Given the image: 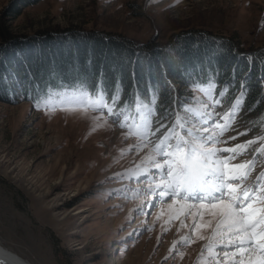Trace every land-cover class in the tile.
I'll list each match as a JSON object with an SVG mask.
<instances>
[{
  "label": "rangeland",
  "instance_id": "rangeland-1",
  "mask_svg": "<svg viewBox=\"0 0 264 264\" xmlns=\"http://www.w3.org/2000/svg\"><path fill=\"white\" fill-rule=\"evenodd\" d=\"M11 1L0 0V26L4 22L15 37L71 29L164 47L197 32L231 38L244 52L264 51V0H41L6 23ZM194 96L202 94L193 90ZM96 115L79 109L46 114L30 102H0V244L32 264H197L207 243L198 237L211 230L196 227L193 233V218L207 225L208 210L197 205L185 217L193 202L169 201L145 216L136 211L145 196L112 195L141 187L111 177L133 169L147 150L122 156L135 138L123 140L122 129L95 121ZM262 117L264 112L258 118L241 112L235 127L243 131ZM259 134L253 128L228 146ZM182 236L195 242L170 252Z\"/></svg>",
  "mask_w": 264,
  "mask_h": 264
},
{
  "label": "snow or ice",
  "instance_id": "snow-or-ice-1",
  "mask_svg": "<svg viewBox=\"0 0 264 264\" xmlns=\"http://www.w3.org/2000/svg\"><path fill=\"white\" fill-rule=\"evenodd\" d=\"M134 55L139 58L141 53ZM246 60L248 73L240 80L239 95L235 96L229 93L230 88L236 87L234 67L231 83L219 91L218 73L207 78L190 75V90L202 96L189 100L177 95L171 81H166L167 89L162 91L159 83L150 78L142 89L135 73L133 91L126 93L119 78L109 88L103 70L97 74L95 83H90L86 75L81 76L79 70L69 81L50 72L48 83L38 87L33 82L20 98L30 100L35 110L46 114L57 109L96 113L95 121L110 122L122 129L123 140L134 137L136 142L128 146L127 152L121 150V155L147 151L133 169L115 173L111 179L141 187H121L111 194L125 199L145 196L146 201L136 210L145 216H150L149 208L169 201L170 206L181 201L193 202L187 204L189 211L184 213L185 217L193 215L191 209L197 205L207 209L212 217L207 225H198L193 218V233L196 227L211 230L209 236L198 237L207 243L201 248L197 264H264V117L249 121L252 127L243 131L235 127L241 112L254 111L264 104V61H255L251 56ZM254 66L258 70L256 81L261 94L246 106ZM27 74L34 81L30 70ZM51 80L61 82L53 86ZM163 96H167L166 102ZM253 128H260L262 134L228 146L230 141L247 136ZM229 132L235 135H226ZM242 156L251 158L237 163ZM181 226L187 227L183 221ZM194 242L182 236L173 242L170 252ZM6 262L15 264L7 258L0 260V264Z\"/></svg>",
  "mask_w": 264,
  "mask_h": 264
},
{
  "label": "trees",
  "instance_id": "trees-1",
  "mask_svg": "<svg viewBox=\"0 0 264 264\" xmlns=\"http://www.w3.org/2000/svg\"><path fill=\"white\" fill-rule=\"evenodd\" d=\"M41 0H12L3 20L10 23L26 7ZM0 26V102L16 104L21 95L29 90L33 82L43 87L49 82V73L62 76L64 81L86 75L90 83H95L97 74L103 70L109 88L117 78L122 79L126 93L133 91L132 74L143 89L151 78L166 91V81H171L182 99L191 98L189 76L207 78L218 73V89L232 81L233 68L236 72V87L230 88L231 96L239 95L240 80L248 73L246 57L255 61H264V51L244 52L231 39L216 38L209 33H189L175 37L164 47L137 44L120 36L66 30L58 33H40L29 38L15 37L9 33L8 26ZM2 25V24H1ZM141 53L139 58L134 55ZM169 56L171 59L169 60ZM161 64L164 67H161ZM165 68L167 73L165 74ZM32 73L34 81L28 77ZM257 67L251 73L250 92L246 106L253 104L261 94L256 81ZM7 77V79H4ZM17 80L19 83H17ZM60 80H51L55 86ZM162 99L166 102L167 96ZM33 105V104H32ZM246 117H261L264 104L254 111H243Z\"/></svg>",
  "mask_w": 264,
  "mask_h": 264
},
{
  "label": "bare ground",
  "instance_id": "bare-ground-1",
  "mask_svg": "<svg viewBox=\"0 0 264 264\" xmlns=\"http://www.w3.org/2000/svg\"><path fill=\"white\" fill-rule=\"evenodd\" d=\"M1 251L9 252V254H11L10 256H13V257L16 256V257L18 258V261H19V262H17V261L15 260L16 264H32V263H30L28 260H25L24 258L20 257L19 255L15 254V253H13V252H11V251L6 250V249L0 244V254L2 253ZM3 253H4V252H3ZM4 254H5V253H4Z\"/></svg>",
  "mask_w": 264,
  "mask_h": 264
},
{
  "label": "water",
  "instance_id": "water-1",
  "mask_svg": "<svg viewBox=\"0 0 264 264\" xmlns=\"http://www.w3.org/2000/svg\"><path fill=\"white\" fill-rule=\"evenodd\" d=\"M1 252H2V253L0 254V260H5V259L7 258V259H9V260H13V261L16 260L17 262H19V261H18V258H17L16 256H14V257H13V256H10L11 254H9V252H6V251H1ZM3 252H4L5 254H4ZM6 264H7V262H6ZM15 264H16V262H15Z\"/></svg>",
  "mask_w": 264,
  "mask_h": 264
}]
</instances>
